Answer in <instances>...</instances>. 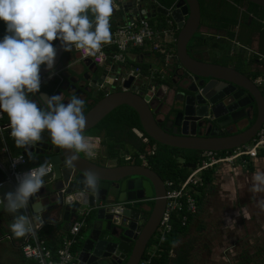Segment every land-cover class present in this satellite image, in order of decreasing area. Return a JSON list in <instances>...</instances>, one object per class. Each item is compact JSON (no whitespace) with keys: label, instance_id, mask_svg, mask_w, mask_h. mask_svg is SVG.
<instances>
[{"label":"water","instance_id":"water-1","mask_svg":"<svg viewBox=\"0 0 264 264\" xmlns=\"http://www.w3.org/2000/svg\"><path fill=\"white\" fill-rule=\"evenodd\" d=\"M133 4L126 10L128 19L140 13V17L150 19L156 14L170 16L178 30L176 55L183 72L193 77L192 82L178 80L172 86L162 85L157 90V100L165 103L168 115L165 127L142 97V91H113L103 76L93 78L95 85L89 84L80 90L87 104L94 101L85 113L87 126L84 134L93 130L112 111L127 106L137 114L142 131L154 142L181 150L223 152L248 143L258 132L264 121V88H259L247 76L229 66L209 63L190 55L187 46L199 31L201 9L198 0H178L175 9L168 14L166 8L145 0H122ZM145 1V2H144ZM264 9V0H244ZM120 4V3H119ZM57 54L54 70L61 67L65 53L61 41L56 40ZM92 77L97 66L90 59L81 61ZM95 66V70L91 68ZM50 70L42 66L40 76ZM182 72V73H183ZM68 79L69 74H64ZM96 79V80H95ZM180 79V77H179ZM264 80V77L261 78ZM89 81V79H86ZM133 78L124 87L129 89ZM71 82V81H69ZM110 89V91H109ZM101 90L107 96L98 98ZM171 94L170 101L165 95ZM170 97V95H168ZM42 97L46 93L30 96L43 107ZM89 100H86V99ZM88 105V104H87ZM243 121L249 126L235 134L224 133L227 128H238ZM14 146L26 156L25 170L41 164H50L52 173L44 177L45 185L32 198L29 207L33 216L54 228L66 231L80 213L85 215L86 225L79 241L76 264H138L149 241L154 235L165 207V187L162 178L151 168L142 164L100 166L84 158L79 153L65 150L52 143L45 132L42 140L27 147ZM76 155L74 165H67L66 159ZM195 164H185L193 169ZM91 172L99 177V187L86 191L83 183L85 174ZM86 192V199L80 198ZM151 202L150 213L143 216L144 206ZM87 231V236H84Z\"/></svg>","mask_w":264,"mask_h":264},{"label":"clouds","instance_id":"clouds-1","mask_svg":"<svg viewBox=\"0 0 264 264\" xmlns=\"http://www.w3.org/2000/svg\"><path fill=\"white\" fill-rule=\"evenodd\" d=\"M119 10L117 0H0V20L6 24V34L0 40V111L7 114L18 147L41 141L47 132L60 148L96 156L98 144L84 135L87 120L82 98L73 95L65 103L62 93L42 97L41 107L30 96L40 91L42 65L50 70L49 78L55 74L53 41H61L65 51L75 47L95 55L102 45L111 43L110 18ZM76 159L72 155L65 163L74 165ZM50 170L41 164L17 174L14 190L3 194L5 210L14 214L10 229L15 237L35 234L24 211L44 187ZM83 183L86 191H95L99 177L88 172ZM251 190L264 192V171L253 175ZM80 198L86 199V192H81Z\"/></svg>","mask_w":264,"mask_h":264},{"label":"built area","instance_id":"built-area-1","mask_svg":"<svg viewBox=\"0 0 264 264\" xmlns=\"http://www.w3.org/2000/svg\"><path fill=\"white\" fill-rule=\"evenodd\" d=\"M147 2L155 6H161L154 0H148ZM175 5L167 9L168 14L175 9ZM119 11L126 14V10ZM150 11L148 10L147 12L149 13ZM131 17L132 19L127 17L124 22L117 23L115 30L111 33V43L102 45L100 52L95 55H88L87 52L75 47L72 49L76 52L79 60L90 59L96 65L112 68L116 78H112L110 81L111 90H129L134 93L142 91V97L147 98L146 103L151 110L157 101L156 94L159 83L169 82L170 80L172 82L178 81L183 72L176 55L178 30L169 15L165 17V24L161 28L152 26L149 23V19L140 17L139 12L136 15L132 14ZM155 22H158V20ZM134 49L158 55L160 67L154 70L148 69V73L146 75L143 74V70L139 66L127 59L129 52ZM63 67L68 69L69 65L66 64ZM62 70V68L55 69V74L51 78H49V74L41 77L40 91H42V87L46 83L58 76ZM130 77L133 80L129 89H126L124 83ZM257 84L260 85L261 81H257ZM104 96H107V94ZM4 118L5 113L0 111V135L4 132L9 135L11 130L10 123L4 122ZM132 131L143 142L148 141L140 131L136 129ZM155 149L156 147L153 146L152 150ZM262 150H264V121L256 135L248 143L223 152L202 151L197 155V160L194 163L195 167L189 171L184 180L178 182L165 180L163 182L165 187V207L156 231L151 238L154 243L147 246L138 264H151L153 258L162 252V243L172 232L173 221H177L181 227H185L191 218L193 219L199 214L198 197L202 196L203 173L225 165L230 167L238 166L243 169L248 168ZM0 153L6 157L5 164L0 162V173L3 175L0 181V188L5 185H11L12 190H14L17 184V174L40 166L22 170L21 168L28 163L26 156L21 153L12 156L6 146L1 148ZM124 159L126 162L132 161V157L128 155L124 156ZM139 160L143 166L147 165L143 154H139ZM46 165L51 169L48 173L49 175L52 173V166L50 164ZM1 204L2 201L0 199ZM24 214L31 219L35 233L34 235L29 234L22 237L20 243V251L26 261H34L36 264H76L77 261L72 248L79 243L81 239L80 232L86 225L83 213H80L78 218L68 226L65 237L54 250L38 234L44 223L41 217L33 216L29 206L24 211Z\"/></svg>","mask_w":264,"mask_h":264},{"label":"trees","instance_id":"trees-1","mask_svg":"<svg viewBox=\"0 0 264 264\" xmlns=\"http://www.w3.org/2000/svg\"><path fill=\"white\" fill-rule=\"evenodd\" d=\"M159 5L166 9H170L176 4L178 0H154ZM201 9V23L200 27H202L205 22L215 21L218 23V30H227L226 28L235 27L238 23V14L240 8H242V4H246V7L243 9L245 12L241 14V21L243 24L248 22L249 15H253L254 18L258 20L264 19V9L259 8L258 6L246 2L244 0H198ZM228 6H227V5ZM228 7V8H227ZM232 9V13L230 10ZM221 14V15H220ZM166 18L164 16L159 15V21L155 22L149 19V23L152 26H156L161 28L165 24ZM204 23H203V22ZM156 23V24H155ZM117 23L110 21V29L111 33L115 30ZM261 24L256 21L251 22L249 27L250 34L252 33H261V36L264 37V31L260 32ZM6 34V24L4 21L0 20V40L3 39ZM252 36L247 40V42H243L244 45H250ZM192 44L187 46L188 51L193 48L203 47L204 45V36H202L199 32L196 33L192 39ZM56 41H53V45L55 46ZM212 49H215V45L211 46ZM135 53H138L140 49H135ZM160 60V59H159ZM43 66V65H42ZM41 66V67H42ZM143 74L145 71V67L143 66ZM258 73L253 75V79L257 78ZM4 121L10 123V121ZM133 129L139 130L145 138H147V142H143L142 139L138 138L134 133ZM97 133H104L105 138L107 139L108 148H112L109 142L113 141L115 143H119L120 147L123 149L124 153L130 154L134 156V158L139 161V154H143L146 160L147 165L155 171L163 181L165 180H173L175 182L184 180L189 170L183 167V164H180L179 159H184L185 164L195 163L197 160V155L193 151L181 150L177 148L167 147L161 144L154 142L150 139L144 132L142 131L139 119L137 114L133 109L127 106H121L112 111L109 115H107L97 127L94 128ZM92 130L91 132H93ZM11 141V139H9ZM11 148L17 153L19 151L16 146H14L13 142L10 143ZM155 146L156 149L152 150V147ZM111 153V150H109ZM188 152V153H185ZM190 154V155H188ZM115 156V154H112ZM259 155L264 156V150L260 151ZM132 156V157H133ZM140 162V161H139ZM203 186L201 187L202 196L206 192L210 190V185L213 181L212 173L206 172L203 173L202 176ZM198 197V208L199 211L201 209V201L203 197ZM3 212L6 213L7 217H11V223L14 220V214L9 213L3 209ZM194 219H190L189 223L185 227H181L177 221H173V230L167 236L165 241L162 243V252L153 258L151 264H192V250H193V240L189 239L188 242L182 244L181 246L175 248V245L178 242L180 236H185L188 231V226ZM9 225V226H10ZM203 225H199L197 228L198 231H201ZM22 241V237H21ZM21 243V242H20ZM154 240H150L148 246L152 245ZM80 243L76 244L72 248V252H77L78 246ZM174 252V256L171 257L170 253ZM30 264H36L34 261H29ZM238 264H243V262H239Z\"/></svg>","mask_w":264,"mask_h":264},{"label":"crops","instance_id":"crops-1","mask_svg":"<svg viewBox=\"0 0 264 264\" xmlns=\"http://www.w3.org/2000/svg\"><path fill=\"white\" fill-rule=\"evenodd\" d=\"M243 13V10H239V14H238V18L239 21L241 19V14ZM238 21V24L233 28V27H229L226 28L227 30H218V23L215 21H211V22H205V24L200 27L199 29V33L204 36V45L203 47H199L202 48L204 50H209L210 51H222L220 50L221 45L220 42H227L232 44V47L228 49L229 53H232V57L233 58H239L241 60H245L247 62V65L250 64V66H254L256 68L258 73L257 79L256 80H261V86L264 88V80H262L261 78L264 77V37L261 36V33H252L250 34L249 32V28H245L243 26V24H241L240 26V22ZM256 21L257 23L260 22L261 24V30L260 32L264 31V19L263 20H258L256 18H254V16H252L251 20H248V22H253ZM250 36H252L251 39V43L250 45H244L245 42H247V40L250 38ZM245 41V42H244ZM244 42V43H243ZM215 45V49H212L211 46ZM197 49V48H196ZM195 48H193V50H196ZM135 50V49H134ZM132 50L131 52H129L127 59L130 62H133V64L139 66L142 70H143V66L146 68L144 71V74L146 75L148 73V69H158L160 67V60H159V56L154 54V53H150L148 51L143 52L142 50H140L138 53H135V51ZM196 54L198 56H200L201 54L199 52H196ZM75 60H70V62L64 63V66L66 64L71 65V64H78L81 63L82 60H79L78 56H75ZM203 57V56H202ZM208 54L205 53V56L202 58V60L205 59V61H208L209 63H213L214 61H210L209 59L206 60V58H208ZM70 59V58H69ZM220 59V58H219ZM244 67V65H243ZM52 81L50 80L48 83H46L43 87H42V91H46V92H50L52 93V91L50 90ZM54 83V82H53ZM172 80H170L169 82H160L158 89L162 86V85H167V84H172ZM170 95V97L168 96ZM165 97L167 98V102L170 101L171 98V94H167L165 95ZM161 103V101L157 100L156 103L154 104V106L158 105L157 103ZM168 110L167 106L162 107L161 110L158 111V118H162V115L164 113H166ZM5 120L9 121V118L7 116V114L5 113ZM5 122V121H4ZM94 130V129H93ZM87 137H92L94 138V142L98 144V149H97V154L94 158H96L100 153L102 155H107L110 154L107 144H105L107 142V139L104 136V133L101 132L100 134L97 133V131H93L92 133H89L86 135ZM104 137L106 139V141H104L103 143H100V139ZM9 139H11L8 135V133L4 132L2 135H0V150L3 146H6L7 149L9 150L10 155L14 156L17 154H20L21 151H17V153L15 154V152L13 151V149L10 146V143L12 141H9ZM104 144V148L102 149V145ZM110 144V142H109ZM82 154H84L85 156H87L85 153L80 152ZM188 153V152H185ZM133 156L132 153L130 154H126V153H122L121 155V160L125 161L124 156ZM190 155V154H188ZM110 156V158H112L111 161H114L113 163H111V166L115 165V159L117 158L116 156L108 155ZM132 160H136L133 156ZM0 162L4 163L6 162V157L3 156L0 153ZM180 164H183V167L185 165V161L184 159H179ZM190 164H194V163H190ZM189 164V165H190ZM189 171L191 169H188ZM257 171H264V156L258 155V157L252 161L249 165L248 168H240L238 166H218L217 168H214L211 171H206V172H210L212 173L213 176V181L212 184L210 185V190L208 192H206L204 194V196H202V201H201V209L199 211V214L193 218L194 220H192V222L189 224L188 226V231L186 233L185 236H180L178 239L177 244L175 245L176 249L177 247L181 246L182 244H184L183 240L188 238L189 234L191 235H195L196 232H200L197 230V228L199 227V225H203L205 224V222L211 218L210 216H207V218H203L201 217V213L203 211V207H204V199L207 197L208 194H212L214 191H216L215 189V184L217 182V180L220 178V181H223L225 183H228L229 181L232 183L233 182V178L236 176H240L242 173L245 174H255ZM205 172V173H206ZM204 173V174H205ZM2 174L0 173V181L2 180ZM219 181V180H218ZM251 182H253V180H251ZM222 183V182H221ZM253 184V183H252ZM223 185V184H222ZM222 185H220L219 187H221ZM6 188V191H11L12 190V186L11 185H5L0 189H4ZM3 195V194H2ZM0 195V199L2 201V204L0 205V243L2 244L3 241L8 242L9 244L12 245V250L9 252L8 251V247L7 245L3 246L0 249V256L2 257H6L8 259H10V261H13V263H11L10 261L8 263L11 264H30L29 261H26L20 251V242H21V237L17 238L14 236V234L12 233L11 229H10V222L12 219L11 217H7L6 213L3 212V209L5 207V204L3 202V196ZM241 208L242 205H239ZM237 209V208H236ZM239 211V209H238ZM216 215V214H215ZM222 217V219H226L228 218L227 215H223V216H219L218 218ZM204 221V222H203ZM212 222V221H211ZM204 228V226H203ZM202 228V229H203ZM203 231V230H202ZM83 230H81L80 235L82 236ZM214 234L216 233V235L218 234V238L222 239V247H219V251L214 252L212 254L211 258H214V261H217L219 259H221L220 256H222L223 254H225L228 251V244L231 242V238H228V230H221V231H217L214 230L213 232ZM39 236L45 240L46 244L52 249L54 250L55 248H57L60 243L62 242L63 238L66 235V231H61L60 228H54L52 225L48 224L46 221L43 223V225L41 226L40 230L38 231ZM221 236V237H220ZM234 240V239H232ZM183 242V243H182ZM221 243V244H222ZM233 243V242H232ZM4 245V244H3ZM234 245V244H233ZM6 249V250H5ZM18 252L19 254L15 255V252ZM76 257L77 252L75 251L73 253ZM174 256V252L171 253V257ZM1 259V258H0Z\"/></svg>","mask_w":264,"mask_h":264},{"label":"rangeland","instance_id":"rangeland-1","mask_svg":"<svg viewBox=\"0 0 264 264\" xmlns=\"http://www.w3.org/2000/svg\"><path fill=\"white\" fill-rule=\"evenodd\" d=\"M245 7L246 4H242L240 10ZM229 10L232 13V9ZM237 20L239 21V18ZM191 44L190 41L188 46ZM220 45V50H225L224 52H228V49L232 47V44L227 42H220ZM204 51L206 52V50ZM222 51L207 50L206 53L209 57L206 60H218ZM64 55L70 58L69 62L76 58V52L73 49L70 52L65 51ZM91 131L86 134L92 133ZM136 163L141 164L142 162L138 161ZM253 175L252 173H242L240 176H235L232 183L230 181L228 183L220 181V178L219 181L217 180L215 184L216 191L208 194L204 199V207L201 213L202 219L210 216L212 222L208 219L203 224V231L196 232L195 235L189 234V237L183 240L184 243L188 242L189 239L193 240L192 264H238L239 262H243V264H264V207L261 206V202L264 201V192L254 193L251 190ZM220 185L222 186L219 187ZM5 191L6 188L0 189V195L4 194ZM239 205H242V207L239 208ZM223 215H227L228 218H218ZM214 230H228L227 237H232L227 246L228 251L220 256L221 259L218 261L217 259L214 261V258L211 257L214 252L219 251V247H222L223 243L222 239L218 238V234L213 233ZM87 233V231H84V236H87ZM5 245H7L10 252L12 245L6 241L0 243V249ZM17 254L19 253L16 251L15 255ZM0 258V264L13 263L6 257L0 256ZM9 261L11 263H8Z\"/></svg>","mask_w":264,"mask_h":264},{"label":"flooded vegetation","instance_id":"flooded-vegetation-1","mask_svg":"<svg viewBox=\"0 0 264 264\" xmlns=\"http://www.w3.org/2000/svg\"><path fill=\"white\" fill-rule=\"evenodd\" d=\"M147 1L148 0H146V2L144 1L145 2L144 5L148 9L150 7L151 3L147 2ZM117 3H120V10H130L131 6L133 7L132 3L129 4L130 2H128V6H127V4H124V1H122V0H117ZM243 12H245V11L243 10ZM148 14H150V16L153 15L152 11H150ZM252 16L253 15H249L248 20H251ZM126 19H127V14L122 13L120 11H117V12H114L113 16L110 18V21L111 22H115V23H121V22H124ZM150 19L153 20V21H157V20L159 21V15H155V17H150ZM241 24H243V22L240 19V26H241ZM250 25H251V22H245L243 24V26L245 28H249ZM224 51L221 52L220 59L215 60V62H213V63L220 64V65H223V66L232 67L233 69H235L240 74L247 76V78L250 81H252L256 86L261 88L260 87L261 85L257 84V81H261V80H256L257 78L253 79V75L255 73H257V72H255V71H257L256 68L254 66H252V65L250 66V64L247 65V62L245 60H241L239 58L237 59L236 57L233 58L232 57V55H233L232 53L224 52ZM196 52H199L201 55L198 56L196 54ZM189 53L194 58L202 60V58L205 56L206 52L204 50H202V48L198 47L196 50H193V49L189 50ZM66 61L69 62V58L67 56L63 55V57H62V64L63 65L56 69V70H58V69L62 68L63 70L59 74L60 76L58 75V76L54 77L51 80L52 83L50 85H51L52 88L50 90L52 91V93L46 92V91H40L39 93L44 92L49 97L53 96V95H59V94L62 93L63 97H64V100H65V103H67V101L73 95H76V96H79L80 98H82L83 94H82V92L80 90L86 88L89 84L95 85L96 82L93 80V78H99V77L103 76V79H105L108 83L111 81L112 78H116V74L114 73L112 68L110 69V68L101 67V66L96 65L97 66V70L91 77L89 75V73L87 72V69L85 67H83V65L81 64L82 62L78 63V64H71V65H69L68 69H65V67H63V66H64V63H66ZM202 61H204V60H202ZM243 65H244V67H243ZM91 70H95V66H93L91 68ZM64 74H69L68 79H65L63 77ZM192 78L193 77H191L190 74H188V73H186L184 71L183 73H181L179 80L180 81L183 80V81L192 82V80H193ZM86 79H89V81H87ZM69 81H71V82H69ZM168 85L172 86V84L171 85L168 84ZM36 94H38V93H36ZM96 95L98 96L99 99L104 96V94L102 93L101 90H98ZM89 99L87 98L86 100H89ZM87 102H88L87 103L88 105L87 104L84 105V109H83L84 114L87 112L89 107L92 106V104L94 103V101H91V100H89ZM157 104L158 105L153 106V108L151 109V111L155 114L156 118H158V111L161 110L163 106H164V108L166 106L165 103L161 104L159 102ZM158 119H160V118H158ZM161 119H163V116H162ZM167 119H168V115L163 119V122L161 124L162 127H165ZM249 124H250V122L243 121L239 125L238 128H227L226 131H224V133L225 132L226 133H230V134L238 133V132L246 129L249 126ZM84 135L86 136L87 134H84ZM104 141H106V139L104 137H102L100 139V143H103ZM110 144H111L112 148L111 149L108 148V150H111V153L107 154V155H102L100 153L96 158H92V157H89V156H85L82 153H79V154L81 156H83L84 158H86V159L90 160L91 162H93V163H95L97 165H100V166H105V165L111 166L110 162H111L112 158H110V156H108V155H111V154H115V156L117 157L115 159V165L137 164L136 163V162H138L137 160H132L130 162L122 161L121 160V155H122V153H124V151L120 147V144L118 142L115 143L113 141H111ZM101 147L103 149L104 148V144ZM198 154H196V155H198ZM132 159H133V157H132ZM137 165H140V164H137ZM146 166L149 167L148 165H146ZM151 206H152L151 202L147 203L144 206L145 211H141L143 216H148L149 215Z\"/></svg>","mask_w":264,"mask_h":264}]
</instances>
